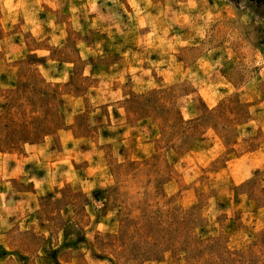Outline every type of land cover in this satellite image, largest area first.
I'll use <instances>...</instances> for the list:
<instances>
[{"label": "rangeland", "instance_id": "rangeland-1", "mask_svg": "<svg viewBox=\"0 0 264 264\" xmlns=\"http://www.w3.org/2000/svg\"><path fill=\"white\" fill-rule=\"evenodd\" d=\"M4 37L0 264H264V7L0 0Z\"/></svg>", "mask_w": 264, "mask_h": 264}, {"label": "crops", "instance_id": "crops-1", "mask_svg": "<svg viewBox=\"0 0 264 264\" xmlns=\"http://www.w3.org/2000/svg\"><path fill=\"white\" fill-rule=\"evenodd\" d=\"M54 36L55 35L51 34V39ZM6 39L9 40L8 37H4V38H1L0 41L2 42V41H5ZM109 40L115 41L114 39H110V38H109ZM119 42L116 45L113 44V43L112 44H107V48L105 50L110 49V48L114 49L116 47L120 51V52H118L119 53L118 55L120 57H123L124 59H122V63H121L120 59H117V60L112 59L110 63L105 65V68L107 70L105 72V76L104 77H107V76L112 75L114 73H116L118 75L123 74V72L124 73L125 72L126 73L127 72L131 73L133 71V69H134L135 61L132 58H134L135 57L134 55L138 54V53L136 51H134V48H133V50L128 49L126 44L125 45L122 44L123 46H121V44ZM105 47L106 46H103V50H104ZM106 55H107L106 57H109V53H106ZM127 64L130 65V66H128ZM75 73H77L76 69H72L70 72H68V77L71 78ZM133 80H134V78H133ZM54 134H55L54 132H48V133H42V134L38 133V134H35V135L36 136H41V135H43V136H53ZM24 135L32 136L34 134H30L29 133V134H24ZM41 146L42 145L30 143L27 140H24L22 142V145H21V147L26 148V152L25 153L28 156H33V155H31L32 153L33 154L37 153V154L41 155L42 151H44V149H45L44 147H41ZM3 156L4 157H0V164L4 165L3 167H4V170H6V173H8L11 170L10 166H12V163H15V165H13V166L18 168V163H20V161H18V159L12 158L11 155H7V154H4ZM29 159H27V160H29ZM25 173H28L27 169H26ZM11 177H13V176H11ZM37 180H39V179H37ZM30 181H32V179Z\"/></svg>", "mask_w": 264, "mask_h": 264}, {"label": "trees", "instance_id": "trees-1", "mask_svg": "<svg viewBox=\"0 0 264 264\" xmlns=\"http://www.w3.org/2000/svg\"><path fill=\"white\" fill-rule=\"evenodd\" d=\"M227 1L236 5L246 3L255 6L257 8L264 7V0H227Z\"/></svg>", "mask_w": 264, "mask_h": 264}]
</instances>
